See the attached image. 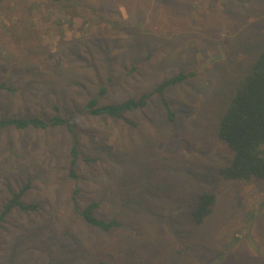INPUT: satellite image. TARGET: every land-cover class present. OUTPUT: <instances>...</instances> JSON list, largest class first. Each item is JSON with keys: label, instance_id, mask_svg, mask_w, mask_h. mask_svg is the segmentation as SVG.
<instances>
[{"label": "rangeland", "instance_id": "obj_1", "mask_svg": "<svg viewBox=\"0 0 264 264\" xmlns=\"http://www.w3.org/2000/svg\"><path fill=\"white\" fill-rule=\"evenodd\" d=\"M264 45V0H0V119L72 117L66 127L0 132V264H264V180H226L219 120ZM154 93L121 118L82 112ZM170 114L172 116H170ZM88 159V161L86 160ZM78 189V192L76 191ZM216 194L202 224L200 191ZM117 219L104 231L80 214Z\"/></svg>", "mask_w": 264, "mask_h": 264}, {"label": "trees", "instance_id": "obj_2", "mask_svg": "<svg viewBox=\"0 0 264 264\" xmlns=\"http://www.w3.org/2000/svg\"><path fill=\"white\" fill-rule=\"evenodd\" d=\"M59 1V0H51ZM191 74L179 73L164 80L152 92L145 93L139 98H127L118 103H99V98L106 92L102 87L98 94L89 98L83 106L82 112L93 116L108 115L113 118H121L126 111L144 108L148 99L154 93L161 95L163 105L168 108L169 103L165 98V90L177 83L182 82ZM0 88L10 92L12 86L5 82ZM170 116H172L170 114ZM66 127L73 136L69 175L77 178L76 165L79 161L78 139L72 127V117L62 116L59 113L50 118L39 116L32 117H3L0 119V132L6 128L16 129H48L52 127ZM218 136L225 141L233 151V157L227 165L220 168V175L226 180H264V45L257 54L249 72L240 79L234 95L231 97L225 111L220 116ZM88 161V159H86ZM30 188L25 184L16 190H11L3 209L0 211V227L7 220L8 215L14 208L21 211H36L39 203H25L23 197ZM78 192V189H76ZM216 194L209 190H202L197 196L194 206L191 208V216L197 224H202L213 212L216 203ZM99 206L98 201L87 204L80 214L84 219L104 231H109L119 225L117 219L105 220L99 218L95 211ZM97 264H108L99 261Z\"/></svg>", "mask_w": 264, "mask_h": 264}]
</instances>
